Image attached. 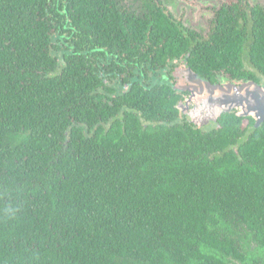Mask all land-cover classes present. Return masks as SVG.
Instances as JSON below:
<instances>
[{
  "label": "trees",
  "instance_id": "obj_1",
  "mask_svg": "<svg viewBox=\"0 0 264 264\" xmlns=\"http://www.w3.org/2000/svg\"><path fill=\"white\" fill-rule=\"evenodd\" d=\"M125 1L0 0V264H264V137H190L151 71L195 34Z\"/></svg>",
  "mask_w": 264,
  "mask_h": 264
},
{
  "label": "flooded vegetation",
  "instance_id": "obj_2",
  "mask_svg": "<svg viewBox=\"0 0 264 264\" xmlns=\"http://www.w3.org/2000/svg\"><path fill=\"white\" fill-rule=\"evenodd\" d=\"M167 0H126L128 12L136 15L137 18H145L146 13L150 12L147 3H154L158 7L165 9L166 13L173 19L191 31L195 36H191L182 47H177L181 50L178 57L170 59L168 64L163 67L151 71V75H160L164 82H167L175 90L179 99L191 93L192 89H186L192 85V80L189 74H186L188 81L183 83L182 87L176 88L177 80L174 73L184 67L188 68L191 75L195 74L198 79L210 82L212 84H234L243 85L244 83L254 82L259 86L264 87V72L256 66L251 60L250 47L255 38L253 34L254 28L259 26L260 20L264 14V4L261 0H207V5L203 1L196 2L200 9H207L210 17H206V30H199L196 26H190L180 18H176L173 12L165 3ZM146 2V3H144ZM132 11V12H131ZM229 21L235 43L241 49L239 54L240 65L235 66L232 70L214 68L206 63L208 59L201 55L198 45H202L203 55L209 49L213 42H217L213 36L221 33V28ZM152 28V26H151ZM161 42L155 39L154 43ZM198 56V57H196ZM196 57V58H195ZM168 59V58H167ZM195 59V61H194ZM198 68L202 70H198ZM126 88V87H125ZM129 88H126V91ZM178 99V100H179ZM224 114L234 115V117H224ZM178 125L186 128L190 137H237V142L226 149L227 152L233 150L234 153L240 154L239 148L249 139V137H264V119L258 120L253 116H239L237 110L224 112L215 119H208L195 123L186 117L180 111L177 118ZM109 128V123L106 125Z\"/></svg>",
  "mask_w": 264,
  "mask_h": 264
},
{
  "label": "water",
  "instance_id": "obj_3",
  "mask_svg": "<svg viewBox=\"0 0 264 264\" xmlns=\"http://www.w3.org/2000/svg\"><path fill=\"white\" fill-rule=\"evenodd\" d=\"M193 78L192 85L185 87L186 89H192L191 93L184 96L177 104L181 111L184 109V112L187 113V111H192L209 103L210 107L207 108L204 120L217 118L216 114L221 115L232 109H237V115L239 116H253L258 120L264 119V87L260 86V88L254 82L244 83L240 86L230 83L212 84L198 79L195 74H193ZM176 88H178V85H176ZM253 89L260 93L254 92ZM217 96H223L227 102L222 97L220 101H214ZM212 109L214 112H211ZM191 121L201 122L194 119Z\"/></svg>",
  "mask_w": 264,
  "mask_h": 264
},
{
  "label": "rangeland",
  "instance_id": "obj_4",
  "mask_svg": "<svg viewBox=\"0 0 264 264\" xmlns=\"http://www.w3.org/2000/svg\"><path fill=\"white\" fill-rule=\"evenodd\" d=\"M203 1V0H200ZM256 1V0H254ZM261 4H264V0H261ZM196 2H199V0H167L165 5L170 8V10L173 12V15L176 18L183 19L185 23H187L190 26H196L195 28L199 30H206V17H210V13L207 9H200ZM205 5H207V0L203 1ZM186 74H189L191 78L193 76L191 75L190 71L186 67V65L180 69H178L174 76L177 80L178 86L181 88L183 83H187L188 79L185 76ZM189 82V81H188ZM192 82V81H191ZM259 86V85H257ZM260 87V86H259ZM262 87V86H261ZM260 87V88H261ZM254 92H257L255 89H253ZM227 102V100L223 96H217L214 101H220V98ZM210 107L209 103H206L203 107H199L197 109H194L192 111H187V113L184 112V109L182 110V113L186 115L187 118L190 120L194 119L199 121H204L205 119V113L207 111V108ZM237 110V109H232ZM211 112H214L212 109ZM220 114H216L215 116L218 117ZM215 119V118H213ZM208 120V119H207Z\"/></svg>",
  "mask_w": 264,
  "mask_h": 264
}]
</instances>
